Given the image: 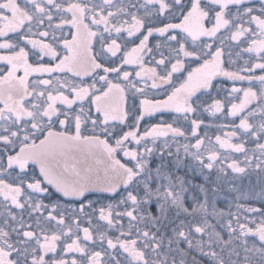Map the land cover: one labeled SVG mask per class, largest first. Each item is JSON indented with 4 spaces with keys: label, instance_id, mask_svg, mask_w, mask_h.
I'll return each mask as SVG.
<instances>
[{
    "label": "snow or ice",
    "instance_id": "6c2138e0",
    "mask_svg": "<svg viewBox=\"0 0 264 264\" xmlns=\"http://www.w3.org/2000/svg\"><path fill=\"white\" fill-rule=\"evenodd\" d=\"M0 264H264V0H0Z\"/></svg>",
    "mask_w": 264,
    "mask_h": 264
}]
</instances>
